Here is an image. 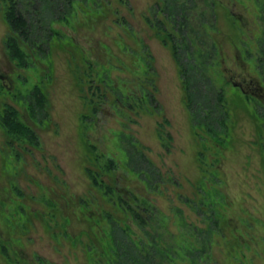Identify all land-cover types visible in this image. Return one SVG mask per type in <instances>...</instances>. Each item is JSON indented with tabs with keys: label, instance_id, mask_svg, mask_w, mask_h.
Masks as SVG:
<instances>
[{
	"label": "rangeland",
	"instance_id": "rangeland-1",
	"mask_svg": "<svg viewBox=\"0 0 264 264\" xmlns=\"http://www.w3.org/2000/svg\"><path fill=\"white\" fill-rule=\"evenodd\" d=\"M155 1L127 0L124 4L110 0L107 4L110 13L97 20L87 19L83 10L87 7L84 2H77L74 4L77 15L70 18L71 23L50 22L61 34L51 38L48 53L44 56L38 53L28 67L16 66L6 53L4 38L9 28L0 3V83L4 85L0 89V107L4 101L13 104L33 125L39 141L38 145L27 143L24 147L15 142L19 150L16 154L0 126V264H38L39 257L52 264H89L90 254L108 264L104 255L89 247L96 245L101 249L105 245V228L112 231L103 211L119 217L123 211L114 203L115 198L103 194L93 184L87 173L89 167L98 170L100 178L114 183L125 195L134 192L148 199L155 206L156 219L164 216L168 228L177 233L186 231L183 220L204 226L194 200L200 199L199 186L206 191L217 185L225 192L228 202L222 210L228 226L225 237L215 236L212 246L215 260H210V264H228L227 238L231 237V230L246 242L240 245L235 263L264 264V166L255 142L256 123L250 115L253 104L242 94V90L258 86L251 78L255 76L251 62L246 64L243 60L242 48L254 52L260 33L257 16L261 10L255 0H216L213 34L220 65L211 69L216 84L221 85L230 118L227 143L215 155L203 147L195 133L197 128L190 122L169 47L146 20L153 18L150 7ZM115 8L128 19L134 29L132 33L147 45L154 67V84L143 75L142 68L132 73L112 66L118 63L114 54L127 65L135 63L133 56L125 54L128 50L123 53L117 44L120 36L129 46L142 50L140 42L136 43L131 34L112 21ZM158 16L165 17V11ZM87 58L99 61L97 67L101 71L102 64L107 66L110 62L109 74L124 91L136 94L145 86L154 93L159 108L134 107L119 113L112 105L104 104L108 111L98 112V123L85 128L81 115L88 107L76 76ZM234 81L240 82L242 88ZM34 82L43 85L48 100L46 119L35 124L18 96L20 90L24 92ZM122 122L142 144L141 150L147 158L159 168L160 176L153 185L127 169L128 155L118 136ZM157 127L169 131L170 139L162 142ZM203 148L206 157L201 163L198 152ZM214 156L218 157L216 162H212ZM108 158L113 159V164L105 170ZM214 165L221 179L217 184L211 172ZM202 200L207 203V196ZM124 218L131 237L147 239L129 215Z\"/></svg>",
	"mask_w": 264,
	"mask_h": 264
},
{
	"label": "trees",
	"instance_id": "trees-1",
	"mask_svg": "<svg viewBox=\"0 0 264 264\" xmlns=\"http://www.w3.org/2000/svg\"><path fill=\"white\" fill-rule=\"evenodd\" d=\"M119 1L127 3V0ZM77 2H84L87 10H83L87 12L85 17L89 20H97L111 11L107 5L110 0H0L3 17L9 28L4 38V47L9 59L16 66L28 67L32 65L34 56L36 57L38 53L46 55L51 38L61 34L57 28L50 25V22L61 20L71 23L70 18L77 15L74 8ZM255 3L261 10L257 16L260 33L256 37L254 52L248 47L242 50L243 60L246 64L247 61L251 62L253 66L255 76L251 78L258 86L242 90V94L253 104L250 115L256 123L255 142L261 150L264 166V0H255ZM151 6L153 18L146 17V20L155 29V35L169 47L175 60L190 122L197 128L195 133L203 147L218 155L219 150L227 143L230 114L221 85L216 84L211 69L220 65L219 49L213 34L216 28V0H156ZM114 11L115 16L112 21L124 32L131 34L136 43L140 42L142 50L129 46L120 36L117 44L123 53L128 50L125 54L133 56L135 63L127 65L123 58L114 54L118 63H113L112 66L120 70L128 69L132 73L142 68L143 75L154 84V67L147 45L132 33L134 29L125 15L118 8ZM162 11H165L166 16L160 18L158 14ZM138 59L139 62H136ZM98 63L100 62L97 60L87 58L84 65L77 70L76 77L82 98L88 107V111L81 115V123L85 128L98 123V112L106 113L108 111L106 105H112L111 107L119 113L127 112L134 107L140 110L159 108L152 91L143 85L136 94L134 91L122 90L118 85L119 82L109 74L112 69L111 63L108 62L107 66L101 63L104 65L101 67L102 71L97 67ZM2 88L4 85L0 83V89ZM18 96L23 99L27 114L34 124L46 119L48 100L40 82H34L24 92L20 90ZM104 104L106 105L103 106ZM122 125L118 136L121 147L128 155L127 169L141 176L147 184L153 185V181L160 176L159 168L154 166L143 153L142 144L134 134L126 130L128 125L124 122ZM0 126L16 154L19 150L15 148V142L23 144V147L27 143L39 144L38 134L33 125L22 117L13 104L6 101L0 107ZM156 131L162 142L165 138L170 139V132H165L163 127H157ZM204 148L198 152L201 163H204L206 157ZM212 160L216 162L218 157L214 156ZM112 164L113 159L108 158L105 170L110 169ZM211 168L213 180L216 184L220 183L221 179L216 175L217 166ZM87 173L93 184L103 190V194L115 198L114 203L123 211L121 217L113 215L108 210L103 211L104 217L109 222L108 227L112 231L105 228L103 234L105 245L100 247L101 249L96 245L89 247V250L95 249L98 254L104 255L108 264H210V260L214 259L212 246L215 244V236L225 237L228 226L227 220L222 215L224 214L222 210L226 208L228 202L225 199V192L220 187L212 183L214 185L204 191L199 186L200 199L194 200L195 208L205 224L198 226L183 220L182 224L186 226V231L178 230L177 233L168 228L164 216L156 219L157 216L153 212L155 206L148 199L140 198L134 192L125 195L114 183L100 178L98 170L89 167ZM202 177L204 178V175L200 177L199 183L203 181ZM204 196L205 198L207 196V203L202 200ZM126 215L139 225L147 237L146 240L142 237L135 239L130 236L127 231L129 227L124 220ZM229 233L231 237L227 238V263L236 264L240 245H246V242L235 231L231 230ZM2 249L7 253L5 246H2ZM47 263L52 264L42 257L38 258V264ZM89 264L105 263L95 254H90Z\"/></svg>",
	"mask_w": 264,
	"mask_h": 264
},
{
	"label": "water",
	"instance_id": "water-1",
	"mask_svg": "<svg viewBox=\"0 0 264 264\" xmlns=\"http://www.w3.org/2000/svg\"><path fill=\"white\" fill-rule=\"evenodd\" d=\"M233 83H234L235 85L240 86V87H241V85H242L240 82H235V81H234ZM241 88H242V87H241Z\"/></svg>",
	"mask_w": 264,
	"mask_h": 264
},
{
	"label": "flooded vegetation",
	"instance_id": "flooded-vegetation-1",
	"mask_svg": "<svg viewBox=\"0 0 264 264\" xmlns=\"http://www.w3.org/2000/svg\"><path fill=\"white\" fill-rule=\"evenodd\" d=\"M248 84H250V82Z\"/></svg>",
	"mask_w": 264,
	"mask_h": 264
}]
</instances>
